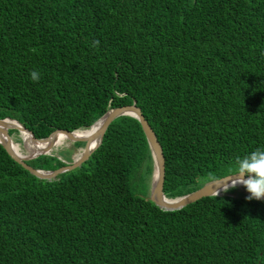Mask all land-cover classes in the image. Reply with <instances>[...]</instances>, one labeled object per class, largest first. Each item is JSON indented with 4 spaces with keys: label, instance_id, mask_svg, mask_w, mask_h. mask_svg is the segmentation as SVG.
I'll use <instances>...</instances> for the list:
<instances>
[{
    "label": "trees",
    "instance_id": "16d2710c",
    "mask_svg": "<svg viewBox=\"0 0 264 264\" xmlns=\"http://www.w3.org/2000/svg\"><path fill=\"white\" fill-rule=\"evenodd\" d=\"M133 103L161 145L166 198L237 173L264 148V0H0V120L46 139ZM152 173L129 116L51 181L0 145V264H264L263 201L231 188L162 211Z\"/></svg>",
    "mask_w": 264,
    "mask_h": 264
},
{
    "label": "water",
    "instance_id": "95a60500",
    "mask_svg": "<svg viewBox=\"0 0 264 264\" xmlns=\"http://www.w3.org/2000/svg\"><path fill=\"white\" fill-rule=\"evenodd\" d=\"M125 116L132 117L138 121L148 144L153 162V173L147 198L156 207H158L162 211H177L186 207L187 205L197 202L202 198L216 196V191H219V195H217V197L228 195L222 190V188L225 185L230 184L231 180L237 173L209 181L205 183L201 188L184 196L175 199L166 198L163 193V184L165 177V160L163 151L155 133L153 132L152 128L145 120L140 109L136 106L135 103H133L132 105L121 106L107 110L88 129L80 130V132L84 136L76 135L79 130L73 132L55 130L46 139H37L33 137V134L28 129L23 127L17 121L5 118L3 120H0V145L14 162L20 165L30 175L39 180L51 181L58 175L79 168L85 161H87L101 144L103 136L109 125L115 119ZM9 131H16L19 135L20 133L28 134L31 141L35 144H41L42 148L39 151L31 153L27 156L21 155L15 150L13 146L12 135L9 134ZM58 135L65 136L66 140L72 143L83 144V149L76 159H73L70 163H66L64 167L58 168L53 171L37 170L26 164V162L33 160L41 155H51V152L55 148L54 138ZM235 188L245 195H249V193H247L246 189L242 185H239ZM260 201L264 202V198H262Z\"/></svg>",
    "mask_w": 264,
    "mask_h": 264
},
{
    "label": "clouds",
    "instance_id": "9594fccd",
    "mask_svg": "<svg viewBox=\"0 0 264 264\" xmlns=\"http://www.w3.org/2000/svg\"><path fill=\"white\" fill-rule=\"evenodd\" d=\"M30 76L34 82L40 78L36 71L31 72ZM236 162L238 165L237 174L231 183L225 185L222 190L227 192L231 188L242 185L249 193L246 200L259 201L264 198V148H257L243 158L237 157ZM215 194L219 195V191H216Z\"/></svg>",
    "mask_w": 264,
    "mask_h": 264
},
{
    "label": "rangeland",
    "instance_id": "374dc122",
    "mask_svg": "<svg viewBox=\"0 0 264 264\" xmlns=\"http://www.w3.org/2000/svg\"><path fill=\"white\" fill-rule=\"evenodd\" d=\"M12 138H13V142L18 145L20 153L23 156H27V155L31 154L27 151L25 144L23 143V141L21 140V138L19 137V134L17 132L12 134ZM75 144L76 143L66 141V143L64 145L54 148L52 153L55 156H59L60 153H62L63 155L66 154L69 158V161H66V159H62V158H60V159L63 160V162H65V163H70L74 159V156H76L77 154H80L82 149H83V146L77 147V146H75ZM134 192L136 194L144 195L145 189L142 188L140 185H138L136 187V189L134 190Z\"/></svg>",
    "mask_w": 264,
    "mask_h": 264
},
{
    "label": "bare ground",
    "instance_id": "6f19581e",
    "mask_svg": "<svg viewBox=\"0 0 264 264\" xmlns=\"http://www.w3.org/2000/svg\"><path fill=\"white\" fill-rule=\"evenodd\" d=\"M13 124V123H11ZM82 133L80 131H78L76 133L77 136H84V135H81ZM19 137L21 138V140L23 141V143L25 144L26 146V149L29 153H34V152H37L39 151L41 148H42V145L41 144H35L31 141L30 137L28 136V134L26 133H20ZM13 140V138H12ZM17 141V140H16ZM66 137L63 136V135H58L54 138V142H55V148L56 147H59V146H62L66 143ZM94 145V144H93ZM13 146L15 148V150L20 153V150H19V147L16 143L13 142ZM21 154V153H20ZM22 155V154H21ZM79 156V154H77L76 156H74V159H76L77 157Z\"/></svg>",
    "mask_w": 264,
    "mask_h": 264
}]
</instances>
